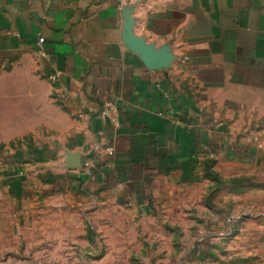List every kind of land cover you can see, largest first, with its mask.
Here are the masks:
<instances>
[{
	"label": "crops",
	"instance_id": "crops-1",
	"mask_svg": "<svg viewBox=\"0 0 264 264\" xmlns=\"http://www.w3.org/2000/svg\"><path fill=\"white\" fill-rule=\"evenodd\" d=\"M22 72L46 135L14 150ZM252 184L264 229V0H0V264L69 245L90 206L192 238L206 192Z\"/></svg>",
	"mask_w": 264,
	"mask_h": 264
},
{
	"label": "rangeland",
	"instance_id": "rangeland-1",
	"mask_svg": "<svg viewBox=\"0 0 264 264\" xmlns=\"http://www.w3.org/2000/svg\"><path fill=\"white\" fill-rule=\"evenodd\" d=\"M47 88L44 78L27 72L9 86L7 96L21 117L15 126L17 137L12 149L46 135ZM247 187L206 192L204 205L208 209L205 212L202 208L207 224H200L198 236L192 238L155 229L154 223L146 221L150 215L145 214L132 218L129 214L103 213L94 219L90 206L76 223L71 222L69 245L63 246L62 237L54 238L55 252H23L6 258L10 257L13 264H258V260H264V229L257 223L256 212L244 205L251 202L253 206L263 197L254 184ZM246 211L251 215H244ZM45 243L52 244L50 239ZM180 248L183 253L175 252Z\"/></svg>",
	"mask_w": 264,
	"mask_h": 264
},
{
	"label": "built area",
	"instance_id": "built-area-1",
	"mask_svg": "<svg viewBox=\"0 0 264 264\" xmlns=\"http://www.w3.org/2000/svg\"><path fill=\"white\" fill-rule=\"evenodd\" d=\"M123 3H127V2H130L132 0H121ZM44 42V39L43 38H39L38 40V48H41L42 44ZM39 52L41 53V50H39ZM58 73H52L50 76H49V80L51 81H54L56 79V76H57ZM112 106L111 105H107L105 107V109L101 110L100 113H99V117L101 119H107V118H110V113L112 112ZM106 152L109 156H112L113 155V149L108 147L106 148Z\"/></svg>",
	"mask_w": 264,
	"mask_h": 264
}]
</instances>
